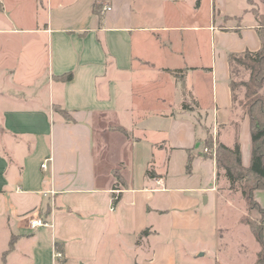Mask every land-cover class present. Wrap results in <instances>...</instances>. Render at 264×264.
Instances as JSON below:
<instances>
[{
	"label": "crops",
	"instance_id": "1",
	"mask_svg": "<svg viewBox=\"0 0 264 264\" xmlns=\"http://www.w3.org/2000/svg\"><path fill=\"white\" fill-rule=\"evenodd\" d=\"M0 1V263L178 264L179 248L220 206L207 134L228 147L239 141L251 163L229 55L261 48L253 13L228 15L225 0H211L201 27V0H163L170 22L154 6L157 20L137 19L135 0ZM142 2L144 12L151 3ZM217 11L232 25H212ZM201 29L215 44L208 67L187 52ZM68 73L71 81L57 79ZM36 218L50 226L31 228Z\"/></svg>",
	"mask_w": 264,
	"mask_h": 264
},
{
	"label": "rangeland",
	"instance_id": "2",
	"mask_svg": "<svg viewBox=\"0 0 264 264\" xmlns=\"http://www.w3.org/2000/svg\"><path fill=\"white\" fill-rule=\"evenodd\" d=\"M148 1L151 4L143 12L141 6L142 0H135V15L137 19L141 15L151 20H157L159 14L155 16L151 10V6H154L156 8L154 12H159L160 15H163L161 18L162 22L173 20L171 15L173 13L172 2L164 4L162 3L163 0ZM253 2L260 11L264 12V4L261 0H253ZM225 5L228 15L239 14V17H243L244 11L250 8L247 0H225V2H221L222 9L225 8ZM211 11V0H201V8L197 14L194 13V24L206 27ZM228 19L230 17L223 16L221 12L217 11L211 24L219 27L232 25ZM238 21L240 22V20L236 22ZM247 21L248 18L244 17L242 24H245ZM214 49L215 44L212 39V33L201 29L193 32L189 39L187 52L193 56L197 64L208 67L211 65ZM234 72L233 79L237 81L248 79L247 72L242 68H236ZM237 96L238 101L244 97V90L242 88L237 90ZM219 191L221 200L216 216L213 219L211 216L207 217L204 223V231L188 240L189 247L183 248L181 246L179 248L178 264H255L259 245L256 243L250 228L243 224L242 218L249 215L248 217L253 220H260L262 216L256 209L249 211L241 194L230 190L229 183L224 178V173L220 177ZM260 192L264 193V191ZM257 199L261 206L264 207V196L259 195ZM162 237H164V234ZM6 248L7 236L4 234L0 223V256L1 252Z\"/></svg>",
	"mask_w": 264,
	"mask_h": 264
},
{
	"label": "trees",
	"instance_id": "3",
	"mask_svg": "<svg viewBox=\"0 0 264 264\" xmlns=\"http://www.w3.org/2000/svg\"><path fill=\"white\" fill-rule=\"evenodd\" d=\"M248 12L253 13L257 22V33L261 40V48L256 52L246 51L242 54H230L229 62L232 70V77L236 68H242L248 74V79L237 81L231 80V88L235 103L248 114L252 140V156L249 166H244L240 142L237 141L234 147H228L219 141L216 142V164L218 177L224 173V178L229 183L232 192H239L249 211L256 209L262 216L260 220H253L248 216L242 218L243 224L247 225L259 245V251L255 264H264V207L255 198V192L264 190V12L260 11L253 0H247ZM264 4V0H261ZM3 11V4L0 1V12ZM94 12L102 15V6L95 3ZM183 70L175 71L176 77L182 74ZM73 78L72 73L60 76L57 79L69 82ZM244 90V97L238 101L237 90ZM67 121L71 117L66 111L56 109ZM213 136L207 135L205 146H213ZM206 156L207 153H205ZM194 157H189L187 171L191 173ZM147 175L154 176L150 170ZM121 199V195L114 196V205ZM148 234L145 231L143 235ZM16 237H12L9 249L3 254V262L8 254L14 249Z\"/></svg>",
	"mask_w": 264,
	"mask_h": 264
},
{
	"label": "built area",
	"instance_id": "4",
	"mask_svg": "<svg viewBox=\"0 0 264 264\" xmlns=\"http://www.w3.org/2000/svg\"><path fill=\"white\" fill-rule=\"evenodd\" d=\"M112 8L109 7V6H105L103 11L104 12H108V11H111ZM204 153H212L214 156L216 155V143H214V150L213 151H210L208 148H205L204 149ZM50 159L46 160L43 164H42V169L43 170H47L48 169V163H49ZM30 226L31 228L33 229H36V228H40V227H48L50 226V224L46 221H44L43 219L41 218H36V219H33L30 221ZM58 256H61L60 254H58Z\"/></svg>",
	"mask_w": 264,
	"mask_h": 264
}]
</instances>
